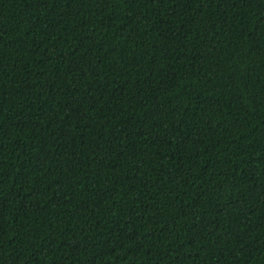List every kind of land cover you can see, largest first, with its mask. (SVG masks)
<instances>
[{
    "label": "trees",
    "instance_id": "1",
    "mask_svg": "<svg viewBox=\"0 0 264 264\" xmlns=\"http://www.w3.org/2000/svg\"><path fill=\"white\" fill-rule=\"evenodd\" d=\"M0 264H264V0H0Z\"/></svg>",
    "mask_w": 264,
    "mask_h": 264
}]
</instances>
